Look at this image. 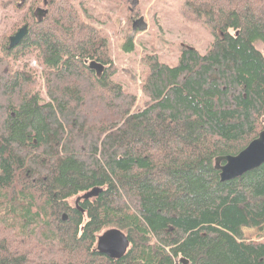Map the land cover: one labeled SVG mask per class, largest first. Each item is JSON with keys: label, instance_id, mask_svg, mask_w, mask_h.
<instances>
[{"label": "trees", "instance_id": "16d2710c", "mask_svg": "<svg viewBox=\"0 0 264 264\" xmlns=\"http://www.w3.org/2000/svg\"><path fill=\"white\" fill-rule=\"evenodd\" d=\"M17 1L0 4V264H264L243 233L264 226V163L225 182L214 166L264 130V0H185L214 40L174 66L145 54L141 102L81 3ZM108 228L119 259L95 249Z\"/></svg>", "mask_w": 264, "mask_h": 264}, {"label": "rangeland", "instance_id": "374dc122", "mask_svg": "<svg viewBox=\"0 0 264 264\" xmlns=\"http://www.w3.org/2000/svg\"><path fill=\"white\" fill-rule=\"evenodd\" d=\"M3 1L7 3L9 0ZM74 2L75 5L81 3L86 8L89 17L94 19L93 25L107 37L109 55L116 68L113 80L120 82L129 92L135 93L138 102L142 99L140 84L145 71L142 62L145 54L154 53L167 65L174 66L178 63L183 47L195 48L203 54L214 40L207 26L188 19L183 14L185 0H74ZM5 11L0 5V32L3 29L5 17L2 18V15ZM128 37L133 39L131 50L126 49L124 42ZM263 48L262 44H257V49L264 53ZM30 65L37 67L34 60L30 61ZM75 199L76 197L71 198L70 202L73 204ZM243 233L247 240H263L264 226L261 229L244 228Z\"/></svg>", "mask_w": 264, "mask_h": 264}, {"label": "water", "instance_id": "95a60500", "mask_svg": "<svg viewBox=\"0 0 264 264\" xmlns=\"http://www.w3.org/2000/svg\"><path fill=\"white\" fill-rule=\"evenodd\" d=\"M45 13L46 10L39 9L37 11L39 19H41ZM25 32H27V26L23 25L10 35L8 47L17 45L25 36ZM87 65V68L93 70L97 75H100L104 70V65L95 60H90ZM262 163H264V130H261L258 135L237 154L217 157L214 166L216 170L219 171L220 181L225 182L258 168ZM100 191L101 189L99 187H93L76 196V205L80 200L95 197ZM128 245L129 240L120 229L108 228L97 236L95 249L111 259H119L126 253L129 248Z\"/></svg>", "mask_w": 264, "mask_h": 264}]
</instances>
